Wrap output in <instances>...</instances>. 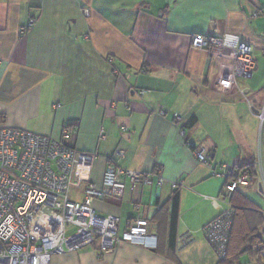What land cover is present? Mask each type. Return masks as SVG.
I'll use <instances>...</instances> for the list:
<instances>
[{
  "label": "crops",
  "instance_id": "1",
  "mask_svg": "<svg viewBox=\"0 0 264 264\" xmlns=\"http://www.w3.org/2000/svg\"><path fill=\"white\" fill-rule=\"evenodd\" d=\"M218 34L237 35L253 49L254 75L238 81L248 100L217 85L231 65L228 52L192 48L193 35ZM259 54L264 0H0L1 125L97 154L86 183L101 187L111 163L153 178L152 185L95 199L92 206L101 216L118 217L121 233L132 219L148 221L158 238L155 251L121 243L104 254L96 243L54 254L50 264H218L204 228L221 213L213 200L227 183L224 167L252 169L255 181L241 188L264 187V127L256 115L264 109ZM86 183L72 200H84ZM240 189L234 206L248 209ZM188 232L193 242L179 249Z\"/></svg>",
  "mask_w": 264,
  "mask_h": 264
},
{
  "label": "built area",
  "instance_id": "2",
  "mask_svg": "<svg viewBox=\"0 0 264 264\" xmlns=\"http://www.w3.org/2000/svg\"><path fill=\"white\" fill-rule=\"evenodd\" d=\"M83 15L89 17V10H84ZM191 43L193 49L208 50L212 55L228 52L231 65L223 69L217 85L248 100L247 89L240 87L238 81L250 80L254 75L252 47L234 34L193 35ZM256 115L263 128L264 109ZM182 121L180 116L175 119L177 125ZM181 135L185 136L186 131L181 130ZM64 136L67 137V132ZM100 138L107 140L104 134ZM116 154L124 157L122 152ZM195 155L206 163L203 152L196 151ZM97 157L50 136L2 126L0 120V264H50L54 254L75 252L96 243L104 254L116 252L121 243L149 251L157 249L158 238L150 232L148 221L132 219L121 233L118 217L101 216L92 206L95 199L122 197L127 190L135 192L141 186L152 185V176L111 163L101 187L86 183ZM224 170L228 180L223 194L219 200H213L221 213L204 228L206 239L219 258L226 256L234 217L232 199L241 187L255 181L253 175L242 172L239 166ZM213 175L218 176L216 171ZM85 183L84 200H72L71 193ZM158 183L162 185L163 179L159 178ZM69 227L77 231L68 237ZM192 242L193 236L188 232L179 240L178 248Z\"/></svg>",
  "mask_w": 264,
  "mask_h": 264
},
{
  "label": "trees",
  "instance_id": "3",
  "mask_svg": "<svg viewBox=\"0 0 264 264\" xmlns=\"http://www.w3.org/2000/svg\"><path fill=\"white\" fill-rule=\"evenodd\" d=\"M242 172H248L254 175L252 169L241 168ZM236 195V194H235ZM234 195V197H235ZM234 197L232 204L234 206ZM180 206V193L176 192L172 197V221L169 231L170 247L174 251L176 248V240L178 234V218ZM247 206V205H246ZM239 211L245 213L246 216L238 217ZM252 215V216H250ZM245 220V222H243ZM264 218L258 211L250 212L249 209L236 208L234 206V217L232 227L228 234V244L225 258L218 257V264H234L238 256L246 251H256L258 254L264 249Z\"/></svg>",
  "mask_w": 264,
  "mask_h": 264
},
{
  "label": "rangeland",
  "instance_id": "4",
  "mask_svg": "<svg viewBox=\"0 0 264 264\" xmlns=\"http://www.w3.org/2000/svg\"><path fill=\"white\" fill-rule=\"evenodd\" d=\"M257 59L259 61V66L264 69V55L259 54V58L256 57V60ZM239 192L240 194H242V196H244L248 200L247 207L250 210V212L263 211L264 213V187H263V192H261L260 188L258 187V184L256 183L249 188H241ZM71 196L73 198H77L76 194L71 193ZM76 231H77L76 228L69 227L67 229V236L69 237L74 235ZM246 250H247L246 247L242 249L243 252L238 256L234 264H264V249L260 254H258L256 251L249 252Z\"/></svg>",
  "mask_w": 264,
  "mask_h": 264
}]
</instances>
